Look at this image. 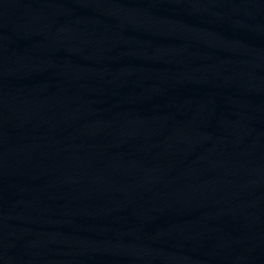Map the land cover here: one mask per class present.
Segmentation results:
<instances>
[{
	"label": "water",
	"instance_id": "1",
	"mask_svg": "<svg viewBox=\"0 0 264 264\" xmlns=\"http://www.w3.org/2000/svg\"><path fill=\"white\" fill-rule=\"evenodd\" d=\"M0 264H264V0L1 2Z\"/></svg>",
	"mask_w": 264,
	"mask_h": 264
}]
</instances>
